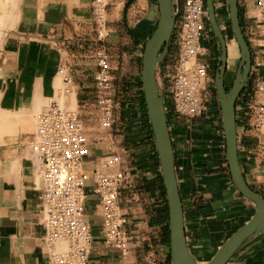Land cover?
Here are the masks:
<instances>
[{
    "label": "crops",
    "instance_id": "1",
    "mask_svg": "<svg viewBox=\"0 0 264 264\" xmlns=\"http://www.w3.org/2000/svg\"><path fill=\"white\" fill-rule=\"evenodd\" d=\"M108 35L97 40L90 0H29L30 15L21 24L24 0L17 5L14 26L0 45V264H48L49 250L40 204L41 178L31 143L35 118L54 98L77 110L99 136L93 72L95 52H103L111 66L110 94L115 121L107 138L91 144L84 168L92 171L99 159L116 152L127 179L119 188V205L126 215L129 235L126 255L104 243L99 198L85 186V218L92 239L88 264H171L167 242L168 206L160 163L149 118L143 113L140 71L146 41L159 17L157 0H107ZM180 12L183 0H173ZM215 16L228 9L226 0H213ZM224 6V8H223ZM239 21L251 51V69L235 102L238 158L248 185L264 197V165L257 154V139L249 128L255 105L254 83L264 72V15L255 0H237ZM20 15V16H19ZM178 15L176 16V18ZM208 23V22H207ZM208 26V25H207ZM156 70L164 86L177 48L176 31ZM228 42L225 86L234 78L240 51ZM203 44L208 71L217 63L215 46ZM215 61V63H214ZM66 63L70 92L61 90L57 73ZM214 75V74H213ZM230 79V82H229ZM158 82V81H157ZM249 82L250 86L249 87ZM67 98V100H66ZM212 100V98H211ZM165 104V102H164ZM27 117V118H26ZM170 132L186 242L199 264H206L216 249L255 211L234 186L225 157L221 111L210 102L193 119H177ZM102 138V137H101ZM264 161V160H263ZM169 230V229H168ZM56 247H65L58 242ZM226 264H264V235L249 239Z\"/></svg>",
    "mask_w": 264,
    "mask_h": 264
},
{
    "label": "built area",
    "instance_id": "2",
    "mask_svg": "<svg viewBox=\"0 0 264 264\" xmlns=\"http://www.w3.org/2000/svg\"><path fill=\"white\" fill-rule=\"evenodd\" d=\"M107 4V0H90L97 40L108 35ZM255 6L264 15V0H255ZM173 29L177 39L175 61L167 83L162 86L157 80L165 111L169 106L166 116H171V123L201 115L211 102L212 93L207 86H213V82L209 79L208 64L202 58L208 31L205 0H183L182 10L178 12L175 9ZM95 58L97 67L93 80L97 126L110 130L115 121V101L110 94L112 69L103 52H95ZM57 73L62 82L61 90L69 93L72 79L66 63L59 64ZM253 89L256 98L249 114V128L257 138V151L264 160V72ZM35 123L31 151L41 178L39 199L49 250L48 264H88L92 235L84 206L85 186L90 178L93 179L91 191L99 198L104 243L122 256L126 255L129 235L123 226L127 218L118 197L119 188L127 177L122 171L104 172L115 169L121 162V156L116 152L106 154L92 171L85 169L84 162L91 155L90 146L95 138L90 136L89 125L76 109L65 108L54 98L50 99L45 110L37 114ZM58 242H65L67 248L59 249L56 247Z\"/></svg>",
    "mask_w": 264,
    "mask_h": 264
},
{
    "label": "water",
    "instance_id": "3",
    "mask_svg": "<svg viewBox=\"0 0 264 264\" xmlns=\"http://www.w3.org/2000/svg\"><path fill=\"white\" fill-rule=\"evenodd\" d=\"M226 2L231 30L240 51V59L231 86L226 89L224 75L228 58L227 44L216 20L213 0H205L207 22L220 45V56L216 63L214 82L220 105L225 139V157L231 180L238 192L255 206V211L244 225L238 227L220 244L206 264H226L249 239L264 235V197L253 190L243 176L238 158L235 121V102L250 73L251 51L241 29L237 0H226ZM157 4L159 10L158 22L154 32L144 46L140 81L167 199L170 263L198 264V260L190 252L185 238L183 211L175 173L173 147L163 95L157 85L156 77V70L174 28L175 7L173 0H157Z\"/></svg>",
    "mask_w": 264,
    "mask_h": 264
},
{
    "label": "rangeland",
    "instance_id": "4",
    "mask_svg": "<svg viewBox=\"0 0 264 264\" xmlns=\"http://www.w3.org/2000/svg\"><path fill=\"white\" fill-rule=\"evenodd\" d=\"M28 2H29V0H24V2H23V7H22V12H21V24L22 25H24L25 24V22H26V20L28 19V16L30 15V12H31V8H30V6L28 5ZM19 3V2H18ZM227 4V3H226ZM223 8H224V6H223ZM20 16V15H19ZM18 20V19H17ZM216 20H217V22H218V25L220 26V28H221V30H222V32H223V34H224V36H225V40H226V43H228V42H234L233 40H235L234 39V36H233V33H232V30H231V24H230V20H229V14H228V9H226V6H225V10L224 11H218L217 13H216ZM15 24V23H14ZM207 29H208V31H207V36H208V38H209V41L211 42H209L212 46L211 47H213V46H215V49H216V56L219 58V56H220V45H219V42H218V40H217V38L215 37V35L213 34V31H212V29H211V27H210V25L207 23ZM14 25H12V26H7L6 28H4V30L2 31V40H3V36L5 35V33L9 30V29H11L12 27H13ZM154 32V31H153ZM152 32V33H153ZM152 33H151V35H152ZM227 54H228V56L230 55V53L229 52H227ZM227 60H228V58H227ZM217 62V61H216ZM214 63H215V61H214ZM216 68H217V66H216V64L211 68L212 69V71L211 72H208V75H209V79H211L212 80V84H213V86L211 85V84H208V86H207V90L209 91V90H211V93H212V103L213 104H215L216 106H217V110H219L220 111V105H219V102H218V99H217V95H216V93H215V83H214V75L213 74H215V71H216ZM228 68L229 67H227V70H228ZM59 80L61 81V78H60V76H59ZM229 82H230V79H229ZM159 86V85H158ZM230 86H231V84L229 85V88H230ZM60 87H62V83H61V85H60ZM249 87H251L250 86V82H249ZM70 92H73V91H70ZM69 92V93H70ZM69 93H67V95H66V97H68V95H69ZM66 100H67V98H66ZM168 105H170V103L168 102ZM68 109H70V108H68ZM71 109H74V107H72ZM166 111H168V112H166V115H168L169 114V106H168V108H167V110ZM99 136H97L96 138H95V141H98L99 139H100V141H102L103 139H105V138H107V137H109L108 136V133H109V130H102V129H99ZM90 136H92L91 134H90ZM102 137V138H101ZM256 138V137H255ZM257 139V138H256ZM257 154H258V157L259 158H261V156H260V153L257 151ZM261 165H264V161L262 160V162H261ZM263 170H264V167H263ZM104 172H110V170H104Z\"/></svg>",
    "mask_w": 264,
    "mask_h": 264
},
{
    "label": "bare ground",
    "instance_id": "5",
    "mask_svg": "<svg viewBox=\"0 0 264 264\" xmlns=\"http://www.w3.org/2000/svg\"><path fill=\"white\" fill-rule=\"evenodd\" d=\"M19 1L20 0H0V45L2 42V31L4 30V28H6L7 26H12L16 22L18 11L17 5ZM63 243L65 244V247L61 250H65L67 248L66 243Z\"/></svg>",
    "mask_w": 264,
    "mask_h": 264
},
{
    "label": "trees",
    "instance_id": "6",
    "mask_svg": "<svg viewBox=\"0 0 264 264\" xmlns=\"http://www.w3.org/2000/svg\"><path fill=\"white\" fill-rule=\"evenodd\" d=\"M156 26H157V24H156ZM156 26H155V28H156ZM155 28H154V30H155ZM153 30V31H154ZM215 93H216V90H215ZM142 104H143V113L148 117V114H147V109H146V104H145V101H144V96H143V92H142ZM152 129V128H151ZM166 239H167V242H168V244H169V230H168V223H167V236H166ZM169 248H170V245H169ZM168 259H169V262H170V250H169V252H168Z\"/></svg>",
    "mask_w": 264,
    "mask_h": 264
},
{
    "label": "flooded vegetation",
    "instance_id": "7",
    "mask_svg": "<svg viewBox=\"0 0 264 264\" xmlns=\"http://www.w3.org/2000/svg\"><path fill=\"white\" fill-rule=\"evenodd\" d=\"M226 89H229V86H227Z\"/></svg>",
    "mask_w": 264,
    "mask_h": 264
}]
</instances>
